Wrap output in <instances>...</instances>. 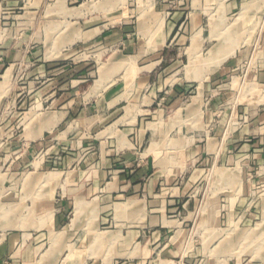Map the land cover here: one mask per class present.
<instances>
[{
  "label": "rangeland",
  "instance_id": "1",
  "mask_svg": "<svg viewBox=\"0 0 264 264\" xmlns=\"http://www.w3.org/2000/svg\"><path fill=\"white\" fill-rule=\"evenodd\" d=\"M67 12L121 31L98 58L101 73L121 63L114 75L132 78L135 51L165 48L147 146L169 156L157 165L175 162L152 197L79 198L94 166L83 178L22 162L48 108L33 98L49 77L36 62L97 58L92 34L82 36L92 16ZM4 39L36 58L0 77V244L34 242L33 264H264V170L238 137L245 107L264 103V0H0ZM63 200L68 219L52 227Z\"/></svg>",
  "mask_w": 264,
  "mask_h": 264
},
{
  "label": "crops",
  "instance_id": "2",
  "mask_svg": "<svg viewBox=\"0 0 264 264\" xmlns=\"http://www.w3.org/2000/svg\"><path fill=\"white\" fill-rule=\"evenodd\" d=\"M67 13L70 14L67 17L72 20L91 15L85 13L86 16H74ZM91 16L88 21L94 23L87 26L85 36H82L89 37L92 34L84 41L88 43L90 51L96 52V59L87 62L72 59L64 64L36 62L40 64L38 71L45 72L49 77L33 91V98L38 104H44L48 108L41 112L43 119L31 130L39 133V137L29 139L28 153L22 162L29 166H39V170L50 168L52 171L49 173L52 174L60 172L83 178L86 176V168L94 166L96 170L92 172V183L87 188H82L79 198L98 193L103 197L115 196L120 199H125L126 196L149 198L154 196L160 183L169 179L162 169L175 162L157 165L158 157L169 156L162 152L163 147L154 148V144L160 145L157 141H152L147 146L148 119L156 112L153 110L154 78L161 65H164L162 59L165 48L154 47L149 50L142 47L135 51L138 63L130 66L135 71L130 80L114 75L121 69V63L119 67L112 66L101 73L98 58L104 53L107 42L121 31L105 28L100 16ZM73 37L79 38L80 33L72 34ZM34 54L35 49H27L20 42L1 40L0 73H4L0 77H9L14 67L20 69L26 59L36 58ZM258 78L264 82V67ZM30 82L27 80L25 83ZM245 109L249 121L238 137L244 139L248 135L249 140L244 149L256 152L257 163L264 170V103L249 104ZM138 160H141L140 164ZM123 165L127 167L123 168ZM262 179L264 180V174ZM67 188L73 189L69 186ZM68 203L66 200L61 202L64 214L53 220L50 215L47 219L50 226L60 227L65 224L68 219L66 213L70 209ZM33 244L34 242L26 240L22 242L18 237L1 243L0 264H22L35 260L37 252Z\"/></svg>",
  "mask_w": 264,
  "mask_h": 264
},
{
  "label": "bare ground",
  "instance_id": "3",
  "mask_svg": "<svg viewBox=\"0 0 264 264\" xmlns=\"http://www.w3.org/2000/svg\"><path fill=\"white\" fill-rule=\"evenodd\" d=\"M246 4V3H245ZM71 42H73V41H71ZM230 49V48H229ZM222 50V49H221ZM223 51V50H222ZM232 49L231 50H229L227 53H225L223 56H221V58L219 59V60H221V59H223V58H225V57H227V55H229V54H231L232 53ZM217 58V57H216ZM219 60H218V64H219ZM214 63V62H213ZM80 216V215H79Z\"/></svg>",
  "mask_w": 264,
  "mask_h": 264
}]
</instances>
